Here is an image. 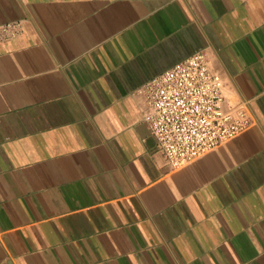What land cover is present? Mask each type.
I'll use <instances>...</instances> for the list:
<instances>
[{"label":"crops","instance_id":"obj_1","mask_svg":"<svg viewBox=\"0 0 264 264\" xmlns=\"http://www.w3.org/2000/svg\"><path fill=\"white\" fill-rule=\"evenodd\" d=\"M0 264H264V0H0ZM197 52L252 125L179 169L143 87Z\"/></svg>","mask_w":264,"mask_h":264},{"label":"built area","instance_id":"obj_2","mask_svg":"<svg viewBox=\"0 0 264 264\" xmlns=\"http://www.w3.org/2000/svg\"><path fill=\"white\" fill-rule=\"evenodd\" d=\"M21 31L20 21L0 25L3 39ZM223 88L205 52L177 62L143 87L144 119L171 168H182L252 125L248 108L228 106Z\"/></svg>","mask_w":264,"mask_h":264}]
</instances>
